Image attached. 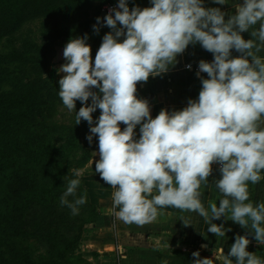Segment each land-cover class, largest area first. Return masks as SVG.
<instances>
[{
  "label": "clouds",
  "instance_id": "1",
  "mask_svg": "<svg viewBox=\"0 0 264 264\" xmlns=\"http://www.w3.org/2000/svg\"><path fill=\"white\" fill-rule=\"evenodd\" d=\"M213 3L232 4L236 12L205 7V0H150V7L131 9L129 0H118L93 25L96 34L101 26L111 29L94 62L87 34L66 43L58 95L75 113L76 125L88 122L89 144L98 137L95 172L113 189L109 215L144 226L157 221L162 209L174 208L184 226L195 227L196 216L202 217L221 244L231 228L213 221H233L248 233L237 235L227 254L222 247L213 258L193 252L192 264H264V257L247 250L249 235L264 246V200L253 202L250 191L264 181V0ZM245 32L252 38L246 40ZM196 44L214 57L198 63V97L153 118L149 101L136 95L138 82L168 73ZM77 101L83 105L78 112ZM97 109L101 114L94 120ZM213 164H219L221 178L210 184ZM70 173L59 203L77 216L88 202L86 191L78 193L84 169ZM205 188L215 199H201ZM118 251L127 259L123 247Z\"/></svg>",
  "mask_w": 264,
  "mask_h": 264
},
{
  "label": "trees",
  "instance_id": "2",
  "mask_svg": "<svg viewBox=\"0 0 264 264\" xmlns=\"http://www.w3.org/2000/svg\"><path fill=\"white\" fill-rule=\"evenodd\" d=\"M116 1L118 0H0V40L17 37L20 31L36 22L44 23L42 37L49 39L45 46H37L38 61L32 63L41 69L38 78L0 93V264H5L7 260L8 264H35L24 250L21 254L12 252L8 255L1 248L7 239L18 238L22 233L19 221L15 222L18 211L21 208L26 211L33 204L49 210L56 203L65 177L62 172L64 169L57 161L65 159L66 154L76 155L77 152L79 157L76 159L75 169H81L90 163L94 153L99 152L98 140L94 139L91 144L88 140L81 142V130L77 125L57 127L52 123L54 113L63 104L58 95L59 84L55 73L47 70L53 63L57 41L81 37L92 22L89 21V26L81 24L67 29L63 24L79 16L84 9L102 7ZM47 23L51 26H47ZM26 46L27 51H32L34 47L31 42L26 43ZM91 55L93 57L96 53ZM6 62L7 57H0L1 64ZM93 91L98 89L94 88ZM76 104L83 106L80 101ZM88 104H91V99ZM94 113L98 118L101 110L97 109ZM125 126L121 122L122 130ZM56 133L59 135L58 139L54 136ZM57 143L58 146L54 147ZM55 151H60L56 160L53 158ZM66 176L73 178L70 172ZM83 191L85 190L80 185L78 193ZM88 195L87 193L88 202L85 206L95 210L96 206L89 201ZM57 244H62L63 248L57 249L44 264L83 261L73 251L77 248V240L68 242L62 238ZM12 250L16 251L14 248ZM172 254L164 256L169 257V264H178L180 261L178 258L175 260L176 257L189 255L180 251Z\"/></svg>",
  "mask_w": 264,
  "mask_h": 264
},
{
  "label": "crops",
  "instance_id": "3",
  "mask_svg": "<svg viewBox=\"0 0 264 264\" xmlns=\"http://www.w3.org/2000/svg\"><path fill=\"white\" fill-rule=\"evenodd\" d=\"M117 2L118 1L115 3ZM235 2L236 0H233V3ZM240 2L242 3L243 0H240ZM104 6L105 5L102 6V10L99 14L101 19L105 17L102 16ZM133 6L144 8L152 5L150 4V0H129V8L131 9ZM204 6L220 7L222 11L231 14H235L236 12L232 4L218 5L213 3V0H205ZM225 19H228L227 15ZM94 24H96L95 21L91 23V27L81 36L83 37L85 34L88 35L89 39L87 43L91 46V54L97 53L102 43V37L111 31L109 27L101 26L99 34H96L93 30ZM242 35L246 40L252 38L249 32L242 33ZM70 39L73 38H62L57 41L53 64H59L61 66L66 62L63 57V50ZM232 54L233 56L239 55L235 50H233ZM92 59L94 62L95 56H93ZM213 59V54L203 49L199 44L189 45L185 52L177 57L178 63L171 68L168 73L161 77H150L147 82H138L136 95L138 98L147 99L149 101L153 118L164 108H167L169 111L172 109L181 110L187 106L189 98L195 99L198 97L202 87L200 79L196 76L199 61L205 60L211 62ZM187 64L192 65L191 69L185 67ZM201 75L207 78L206 73H202ZM135 131L137 133V138H139V126H137ZM98 160L99 159L96 161ZM219 167V164H213L212 175L208 178L210 184H212L214 180L221 178ZM91 172L90 176L91 178L93 177L92 180L99 181L98 186L100 187V191L99 189L89 190L91 200L92 197H94L92 202L100 209L101 222H105V226L113 224L112 226L114 228L113 232L100 228L96 229L89 240V256L91 258L97 257L102 263L159 264V258L162 255L172 256L174 251H180L186 254L192 250L197 251L198 248H201L206 255L212 254L213 258V253L217 247H222L224 253L227 254L231 245L235 242L236 236L246 235L248 233L247 229L242 228L233 221L225 222L223 218L214 220L213 223L218 225L224 223L226 228H231V231L226 233V238L221 244L215 234L207 231L208 225L203 223L202 217L196 216L195 227L191 225L184 226L183 222L178 219L181 215L180 211L174 208L162 209L161 211L163 214L158 216L157 221L152 224L144 226L124 224L122 221L115 219L107 213V210L110 209L112 205L111 194L113 189L101 179L98 173L95 171ZM92 185L93 184H91V186ZM250 191L252 192L251 199L253 202L258 203L264 200V181L251 186ZM92 193H97L99 194L98 196L102 197L99 199L97 195L94 196ZM206 198L215 199V193L205 188L201 199L206 200ZM216 202L219 206V200ZM150 229H153L152 231H154V234L151 237H147L146 233ZM125 237L128 240H126ZM248 238L251 242L247 250L264 257V255H260V251H264V246L257 244L252 235H249ZM134 241H138L139 244L145 242L147 246L139 244L132 245ZM129 243L130 245L128 246L127 244ZM120 247L124 248L125 255L127 256V259L121 261L119 260L120 256H117V253L119 255L118 250ZM200 256L202 259V253Z\"/></svg>",
  "mask_w": 264,
  "mask_h": 264
},
{
  "label": "rangeland",
  "instance_id": "4",
  "mask_svg": "<svg viewBox=\"0 0 264 264\" xmlns=\"http://www.w3.org/2000/svg\"><path fill=\"white\" fill-rule=\"evenodd\" d=\"M102 7L88 8L84 9L81 14L73 20L68 21L63 24V26L70 28L71 26H89V21L93 23L101 12ZM103 12V11H102ZM47 26H51L47 23ZM44 23L36 22L32 23L28 27L24 28L20 31L17 37H13L12 39L3 38L0 40V57H7V62L1 64L0 63V79L2 82L0 83V93L8 92L13 89L19 87V85H23L30 80H36L38 78V72H40V68L36 65L32 64L33 62L38 61V56L36 53L37 46L43 47L47 44L49 39L47 37H42V30L44 28ZM83 33V31H81ZM31 42L33 44L32 51L26 50V43ZM48 46V45H47ZM50 62V61H49ZM60 67L59 64H51L48 66L47 72H54L56 76V82L58 83L59 79L64 75L61 73H57V69ZM47 72L44 74L46 75ZM43 75V76H44ZM59 84V83H58ZM91 98H89L90 100ZM89 102V101H88ZM87 102V103H88ZM81 105L76 104V111H79ZM93 119L96 120L95 113L92 114ZM52 123L54 126L58 125H76L75 123V113L69 112L64 105L60 106L57 109L56 113H54V117L52 119ZM81 130V142L87 141L86 135L90 134V126L87 121L82 120L80 124L77 125ZM57 139L59 138L58 133L54 135ZM98 140V137H93V140ZM57 143L55 146H58ZM60 151H55L53 158L56 160ZM65 159L61 162L57 161L60 166L63 167L64 170V179L62 192L65 190L67 180L69 179L66 175L70 172V169L76 168V159L79 157V154L76 152L74 154H66ZM99 159L98 153L92 155V160L88 163L84 168L83 176L81 179L82 188L89 194V201L92 202L94 197H92L89 193V190H98L100 191V187L98 186L99 181H93L90 174L91 171H95V162ZM93 163V164H92ZM91 184H93L91 186ZM60 194V196H61ZM94 194V193H92ZM97 198H101L102 196H98ZM56 199V203L49 210H44L39 205L33 204L26 211L21 208L19 205V215L16 218L15 222H18V225L21 226V230L18 238H11L5 241L4 246L2 245V251L6 252V254L10 255L12 252L17 254L24 250L30 257V259L37 264L45 263L49 259L52 258L54 252L57 249H62V244H57L60 239H65L68 242H73L77 240V248L74 251V254L81 258L83 261L78 262L77 260H69L66 264H105L98 260L97 257L91 258L89 256V240L91 235L95 233L96 229H104L106 231L113 232V224H108L105 226L104 223L101 222L100 209L96 206L95 210H91L87 206H82L80 209V214L77 216H73L70 213V210L67 207L61 206L59 203V198ZM93 204V202H92ZM94 205V204H93ZM92 218V219H91ZM109 218V217H108ZM111 219V218H110ZM94 221V222H92ZM153 229H150L146 235L147 237L153 236ZM24 232L26 235L23 236ZM123 234V233H122ZM125 234V233H124ZM130 236V234L128 233ZM128 236V238H129ZM126 240H128L125 237ZM151 242V240H150ZM53 244H55L53 247ZM139 244L138 241H134L132 245ZM128 246L130 245L127 244ZM147 244L143 242V244ZM14 248L16 251L12 250ZM263 249V248H262ZM196 250L190 251L188 256H174L179 259L180 263L178 264H192L195 257L192 256V253ZM200 254L202 253L203 258H212V254L206 255L201 248H198ZM173 255V254H172ZM260 255H264V251H260ZM117 256L118 255L117 253ZM201 257V256H200ZM169 257H164L163 255L159 258V264H162L163 261L167 260L169 264ZM18 259V258H16ZM118 260V258H117ZM119 260L121 261L122 259ZM9 261H5V264H8ZM119 264V263H113ZM171 264V263H170Z\"/></svg>",
  "mask_w": 264,
  "mask_h": 264
},
{
  "label": "built area",
  "instance_id": "5",
  "mask_svg": "<svg viewBox=\"0 0 264 264\" xmlns=\"http://www.w3.org/2000/svg\"><path fill=\"white\" fill-rule=\"evenodd\" d=\"M117 5H118V2H117V3H114V4H107V5H105L104 8H103V12H105V14L107 15L109 9H111V8H113V7H116Z\"/></svg>",
  "mask_w": 264,
  "mask_h": 264
},
{
  "label": "water",
  "instance_id": "6",
  "mask_svg": "<svg viewBox=\"0 0 264 264\" xmlns=\"http://www.w3.org/2000/svg\"><path fill=\"white\" fill-rule=\"evenodd\" d=\"M102 16H106L105 12H102Z\"/></svg>",
  "mask_w": 264,
  "mask_h": 264
}]
</instances>
